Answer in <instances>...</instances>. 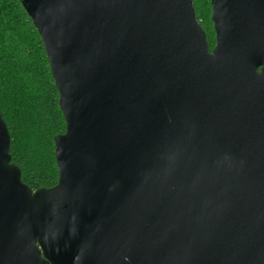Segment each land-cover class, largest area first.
<instances>
[{
	"label": "water",
	"instance_id": "water-1",
	"mask_svg": "<svg viewBox=\"0 0 264 264\" xmlns=\"http://www.w3.org/2000/svg\"><path fill=\"white\" fill-rule=\"evenodd\" d=\"M66 130L31 189L0 113V264H264V0H20Z\"/></svg>",
	"mask_w": 264,
	"mask_h": 264
},
{
	"label": "trees",
	"instance_id": "trees-1",
	"mask_svg": "<svg viewBox=\"0 0 264 264\" xmlns=\"http://www.w3.org/2000/svg\"><path fill=\"white\" fill-rule=\"evenodd\" d=\"M210 49L216 35L210 0H193ZM0 113L10 155L31 189L58 183L54 136L66 130L42 39L20 0H0Z\"/></svg>",
	"mask_w": 264,
	"mask_h": 264
}]
</instances>
